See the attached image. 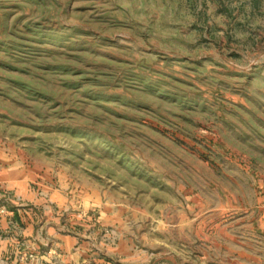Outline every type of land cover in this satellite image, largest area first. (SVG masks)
I'll use <instances>...</instances> for the list:
<instances>
[{
    "label": "rangeland",
    "instance_id": "374dc122",
    "mask_svg": "<svg viewBox=\"0 0 264 264\" xmlns=\"http://www.w3.org/2000/svg\"><path fill=\"white\" fill-rule=\"evenodd\" d=\"M15 207L86 264H264V0H0Z\"/></svg>",
    "mask_w": 264,
    "mask_h": 264
},
{
    "label": "crops",
    "instance_id": "0c3cea01",
    "mask_svg": "<svg viewBox=\"0 0 264 264\" xmlns=\"http://www.w3.org/2000/svg\"><path fill=\"white\" fill-rule=\"evenodd\" d=\"M21 188L26 191L25 185L17 183L18 193ZM11 212L6 219L2 220L1 227L13 228L15 231L9 241L0 239V264H52V257L47 253L52 247L55 248V258L59 261L58 264H86L88 262L90 256L82 250L81 245L77 244L74 236L50 233L57 228L56 223H49V226L53 225V228L48 227V235L40 238L36 233L37 228L33 217L25 209L15 207ZM51 242L53 245L50 248ZM31 254L36 255V258L28 259L27 255Z\"/></svg>",
    "mask_w": 264,
    "mask_h": 264
}]
</instances>
